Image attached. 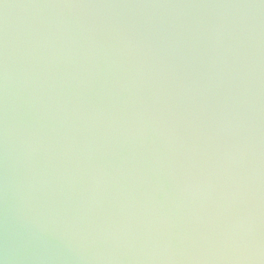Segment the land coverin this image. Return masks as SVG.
<instances>
[{
  "label": "water",
  "instance_id": "1",
  "mask_svg": "<svg viewBox=\"0 0 264 264\" xmlns=\"http://www.w3.org/2000/svg\"><path fill=\"white\" fill-rule=\"evenodd\" d=\"M0 264H264V0H0Z\"/></svg>",
  "mask_w": 264,
  "mask_h": 264
}]
</instances>
